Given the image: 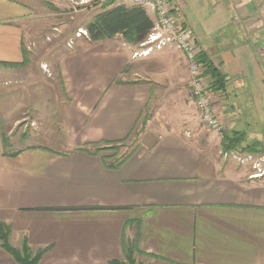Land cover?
<instances>
[{
	"label": "crops",
	"instance_id": "1",
	"mask_svg": "<svg viewBox=\"0 0 264 264\" xmlns=\"http://www.w3.org/2000/svg\"><path fill=\"white\" fill-rule=\"evenodd\" d=\"M168 2L226 80L209 90L224 135L201 124L180 51L133 59L120 35L82 37L49 70L62 100L58 128L49 117L39 129L48 145L20 144L40 136L23 133L14 149L5 138L17 121L9 128L4 101L46 13L32 0H0V63L19 65H0V223L13 247L44 250L39 264H110L130 244L142 264H264V0ZM224 136L234 149L223 150ZM114 152L120 163L107 168L103 156ZM0 264H18L1 245Z\"/></svg>",
	"mask_w": 264,
	"mask_h": 264
},
{
	"label": "rangeland",
	"instance_id": "2",
	"mask_svg": "<svg viewBox=\"0 0 264 264\" xmlns=\"http://www.w3.org/2000/svg\"><path fill=\"white\" fill-rule=\"evenodd\" d=\"M32 1L34 5L35 2H38L40 3L39 5L43 7L46 13V22L39 31L40 34L37 37L40 45H35L31 48L33 54H30L28 61L24 64L21 71H18L19 78L17 83L12 86L14 90L11 91L9 95L11 99H6L8 101H4L5 106L7 108L10 107L7 112L9 128L17 121L11 133L7 131V136L5 138V143H7L6 147L13 146L14 149H16L15 145L18 144V142L20 144L38 143L48 145L44 140V136L40 133V130L42 131L45 127L42 123L47 124L48 118L52 117L50 122L53 123V128H58V126H56L59 118L57 116V108L53 106H56L57 101L62 100L61 89L57 79L50 76V67L53 68L58 56L61 58L76 50V47H73L74 44L69 45V43L70 40H74L73 33L77 31V27H82L81 25H85L87 22L91 21L94 16L110 8V6H103L105 2L95 5L93 3L88 8L73 10L70 6L55 0ZM113 2L116 4L119 1ZM135 48L136 46H134V49ZM39 69L43 72V76L39 73ZM128 73L127 75H123V77L128 78ZM8 92L9 91H5L7 95ZM41 101H47L50 104V106H48L49 108L45 110L39 109L38 106ZM33 122L35 123L34 126L32 124ZM36 127L38 130L40 129L39 132H36L38 131L35 129ZM23 133L30 135L29 138L39 133L40 136L37 138L34 137L33 139L31 137L30 142H28L27 139V141L24 139L18 141L19 135ZM61 137L62 135H60V138ZM10 139L12 142H10ZM62 144L63 141L60 139V141L54 142L52 145L53 147L59 148ZM133 146L134 137L132 136L118 149L119 152L117 154L124 155L128 153ZM227 155L228 157H231V155L236 156L234 153H229Z\"/></svg>",
	"mask_w": 264,
	"mask_h": 264
},
{
	"label": "built area",
	"instance_id": "3",
	"mask_svg": "<svg viewBox=\"0 0 264 264\" xmlns=\"http://www.w3.org/2000/svg\"><path fill=\"white\" fill-rule=\"evenodd\" d=\"M79 10L88 8L93 3L106 1H126V0H55ZM135 5L150 9L155 16V21L145 39L140 42L132 51V58H143L153 52L161 51L166 48H174L180 51L186 62L188 70V88L191 100L197 111L201 124L209 132L216 133L218 136L224 135L226 127L224 121L219 117L212 104V95L206 85V78L203 76V66L200 56L203 47L198 43L193 32L180 24L172 13V8L168 0H129ZM87 38L84 29H77L74 38ZM70 40L69 45H73ZM260 173V172H259Z\"/></svg>",
	"mask_w": 264,
	"mask_h": 264
},
{
	"label": "trees",
	"instance_id": "4",
	"mask_svg": "<svg viewBox=\"0 0 264 264\" xmlns=\"http://www.w3.org/2000/svg\"><path fill=\"white\" fill-rule=\"evenodd\" d=\"M97 2L94 3V5ZM103 6H110L109 9L97 14L91 21L86 23L85 31L88 35V40L97 42L105 39H111L116 35H120L125 43L136 46L142 42L153 26V21L148 16L146 9L140 5L125 6L123 4L114 5L113 1H107ZM200 62L203 66V76L208 77L211 81L208 90L213 93L222 92L225 87V78L217 70L211 61L202 53ZM3 66H19L6 63H0ZM127 139L112 144L115 147L117 144L126 142ZM222 148L224 151H229L230 145L232 149V141H228L223 137ZM100 143H90L86 147L93 148L95 151L110 150V148H100ZM97 154V153H96ZM120 157V156H119ZM122 156L121 159H124ZM107 168H116L120 161L118 155L114 152L107 156H103ZM111 161V162H108ZM10 228L4 223H0V245L2 249L8 253L18 264H39V260L44 253V250L32 251L26 241L19 248H15L9 243ZM137 249L133 244L127 245L124 248V259L111 261L110 264H142L135 261Z\"/></svg>",
	"mask_w": 264,
	"mask_h": 264
}]
</instances>
